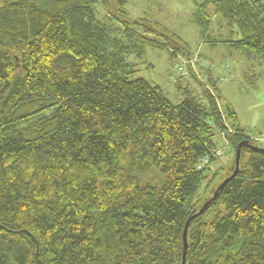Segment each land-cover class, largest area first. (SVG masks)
Here are the masks:
<instances>
[{"label":"trees","instance_id":"obj_1","mask_svg":"<svg viewBox=\"0 0 264 264\" xmlns=\"http://www.w3.org/2000/svg\"><path fill=\"white\" fill-rule=\"evenodd\" d=\"M99 1L0 0V264H264V147L232 139L240 171L200 213L235 170L208 180L220 115L189 83L176 102L130 79L127 42L164 43ZM219 14L222 42L264 59V0H204L194 21L208 35Z\"/></svg>","mask_w":264,"mask_h":264},{"label":"rangeland","instance_id":"obj_2","mask_svg":"<svg viewBox=\"0 0 264 264\" xmlns=\"http://www.w3.org/2000/svg\"><path fill=\"white\" fill-rule=\"evenodd\" d=\"M125 1L135 19L133 28L143 33L144 27L136 20L148 19L155 24L154 30H158L157 36L164 43L161 47L146 46L143 51L141 43L127 42L132 51L125 55L126 60L133 63L135 70L129 78H144L151 84L161 85L176 102L183 98L180 87L189 83L205 106L212 113L216 108L220 115V124L210 121L218 144L212 152L214 169L208 180L213 181L217 172L229 168L236 160L238 148L234 147V137L260 142L259 146L264 147V59L248 56L222 42L233 27L230 22L220 14L212 15L210 33L206 35L194 21V12L204 0ZM96 7L101 17L110 15L103 0ZM114 23L122 27L116 19ZM227 103L236 110L243 129L235 128L230 121ZM216 150L218 155L214 153ZM201 190L204 198L206 190Z\"/></svg>","mask_w":264,"mask_h":264},{"label":"water","instance_id":"obj_3","mask_svg":"<svg viewBox=\"0 0 264 264\" xmlns=\"http://www.w3.org/2000/svg\"><path fill=\"white\" fill-rule=\"evenodd\" d=\"M244 145H247V143L245 141L240 142L239 145H238L237 155H236V160H235V170H234L233 174L230 177L226 178V180H224V182L219 186L218 191L214 194V196L210 200L206 201V203L204 204V207L202 208L200 213H202L205 210V208L208 206V204L218 196L219 190L224 187L225 183H227V181L229 179L234 178L238 174V172L240 171L241 148ZM258 150H260V148ZM189 222H190V220H188L187 225H186V229H185L186 233H187ZM187 245H188V242H187V239H186L185 246L187 247Z\"/></svg>","mask_w":264,"mask_h":264},{"label":"built area","instance_id":"obj_4","mask_svg":"<svg viewBox=\"0 0 264 264\" xmlns=\"http://www.w3.org/2000/svg\"><path fill=\"white\" fill-rule=\"evenodd\" d=\"M218 151H219V150H216L214 153H217V155H218ZM221 154H222V152L220 153V155H221ZM205 163H206V161H205Z\"/></svg>","mask_w":264,"mask_h":264},{"label":"bare ground","instance_id":"obj_5","mask_svg":"<svg viewBox=\"0 0 264 264\" xmlns=\"http://www.w3.org/2000/svg\"><path fill=\"white\" fill-rule=\"evenodd\" d=\"M248 132V131H247ZM251 133V132H250ZM251 136V135H250ZM256 136V135H255ZM251 141V140H250ZM257 143H260V142H257Z\"/></svg>","mask_w":264,"mask_h":264}]
</instances>
